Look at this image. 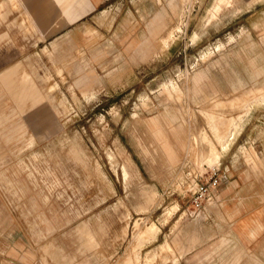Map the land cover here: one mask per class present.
Listing matches in <instances>:
<instances>
[{"label": "rangeland", "instance_id": "rangeland-1", "mask_svg": "<svg viewBox=\"0 0 264 264\" xmlns=\"http://www.w3.org/2000/svg\"><path fill=\"white\" fill-rule=\"evenodd\" d=\"M193 1L104 0L72 36L25 55L7 88L0 211L41 244L53 242L54 264H64L62 250L72 264H264V111H252L264 96L251 92L264 86L226 85L244 74L240 37L225 44L241 32L222 20L232 0L206 9ZM207 110L232 118L227 139L217 142ZM198 152L225 180L226 171L254 178L245 184L260 210L252 223L221 214L216 190L205 209L188 211L185 173L211 167ZM247 200L230 202L245 210Z\"/></svg>", "mask_w": 264, "mask_h": 264}, {"label": "crops", "instance_id": "crops-1", "mask_svg": "<svg viewBox=\"0 0 264 264\" xmlns=\"http://www.w3.org/2000/svg\"><path fill=\"white\" fill-rule=\"evenodd\" d=\"M102 1L104 0H0L1 110H8V107L5 106L9 102L7 88L13 86L14 83L12 82L19 78L20 72L23 69L22 66H24L25 55L33 54L36 48H41V45L47 47L48 43L49 45L56 43L58 38L72 36L73 30L76 28L75 25L79 22L82 23L90 11ZM212 1L194 0L193 5L199 8L205 7L206 9L211 5ZM90 6H92L91 9ZM223 8H225V13L222 17L223 21H238L240 23V35H237L236 32L231 33L234 40L225 42V44L226 46L229 44L234 45L236 38L240 37V61L244 72L243 76L241 74L235 80L226 82V85L230 87L264 86V0H232L230 5ZM161 42L163 44L165 43L163 39H161ZM6 79H8L7 82H11L7 84ZM251 92H262L261 95L264 96V88H254ZM29 95L33 99L36 97V94ZM214 103L219 105L224 104L222 101H215ZM256 110L264 111V106L254 108L252 111L254 112ZM206 112L209 117V125L216 129L217 142L219 143V139L221 138H224L221 140L227 139L228 127L225 124H228L232 118L217 115L216 112L219 111L207 110ZM250 112L248 111V113ZM235 124L237 122L234 123V127ZM240 133L241 130L235 136H239ZM195 139V136L191 137V145L192 143L197 144ZM204 139H206L205 135L201 136V140L205 141ZM186 145L187 141H185L184 147ZM258 145H260V142H258ZM189 147L190 144L188 145ZM211 149L212 147L209 145V149L206 151V157L204 160L202 159L203 161L207 160ZM201 153H196L195 157L198 158L200 164L209 167L213 166L210 164H202L204 162L199 157ZM226 177L227 179L216 189L214 195V198L216 197L217 201H219L218 205L220 208L225 205V209L221 214L244 216L243 219L245 218L246 221L252 223L253 217L258 215L260 210L253 202L255 194L252 190H254V187L251 185L246 186L245 184L254 183V178L252 180L243 171L235 172L232 178L226 171ZM245 194L250 195V200H247L250 203L245 210V207H240V204H238L239 201H236V204L230 202L231 198L238 199V197L244 196ZM210 209L211 207L206 209L207 215H210ZM0 214L5 216L0 223V264H54L49 258V254L51 253L56 255L55 250L52 252V247H56L53 242L47 241L41 244L34 239L24 226L21 227L18 224L10 222L8 208L5 207L4 211H0ZM237 220L238 218L235 217L234 221L236 222ZM232 224L230 220L228 226L231 227ZM238 229H236L237 233L233 232L234 229L230 230L238 243H241L243 246L242 240L245 232L241 235L240 229L242 228L239 231ZM246 230H248L249 236L252 237L254 229H248L246 227ZM260 230L264 231L263 227ZM226 241L227 238H220V243H225ZM67 254L66 250L60 251V257H64L61 258L64 259V264H72V261H66Z\"/></svg>", "mask_w": 264, "mask_h": 264}, {"label": "built area", "instance_id": "built-area-1", "mask_svg": "<svg viewBox=\"0 0 264 264\" xmlns=\"http://www.w3.org/2000/svg\"><path fill=\"white\" fill-rule=\"evenodd\" d=\"M188 182V211L197 214L203 210L225 175L219 173L218 166H211L203 174H191L187 171Z\"/></svg>", "mask_w": 264, "mask_h": 264}, {"label": "bare ground", "instance_id": "bare-ground-1", "mask_svg": "<svg viewBox=\"0 0 264 264\" xmlns=\"http://www.w3.org/2000/svg\"><path fill=\"white\" fill-rule=\"evenodd\" d=\"M236 128H237V126H236ZM226 143H227V142H226ZM224 145H225V144H224ZM213 150H214V149H213ZM215 151H216V150H215ZM215 151H214V152H215ZM218 155H219V154H218ZM211 156L213 157L214 160L217 159V156L215 155V153H211ZM219 158H220V157H219ZM187 179H188V178H187ZM151 229H152V230L149 229L148 231H151V232H152V231H155V233H156V231H157V227L153 226ZM148 231H147V233H148ZM151 232H150V235L152 236V233H153V232H152V233H151ZM146 235H147V234H146ZM153 235H154V233H153Z\"/></svg>", "mask_w": 264, "mask_h": 264}]
</instances>
